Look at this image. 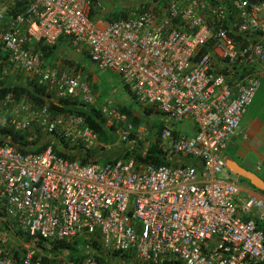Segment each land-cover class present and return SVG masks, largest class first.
Listing matches in <instances>:
<instances>
[{"label": "built area", "instance_id": "1", "mask_svg": "<svg viewBox=\"0 0 264 264\" xmlns=\"http://www.w3.org/2000/svg\"><path fill=\"white\" fill-rule=\"evenodd\" d=\"M93 6L0 0V82L20 71L41 76L54 101L98 107L116 144H134L131 118L99 105L89 82L37 47L67 38L72 51L168 117L157 138L168 160L82 164L53 144L22 153L0 141V264H101L97 256L107 264H264V198L237 203L241 179L223 155L264 79V0H140L115 21L94 19ZM189 121L193 137L173 128ZM37 125L72 146L104 147L82 116L54 114L0 87V128ZM73 245L81 261L72 259Z\"/></svg>", "mask_w": 264, "mask_h": 264}, {"label": "trees", "instance_id": "2", "mask_svg": "<svg viewBox=\"0 0 264 264\" xmlns=\"http://www.w3.org/2000/svg\"><path fill=\"white\" fill-rule=\"evenodd\" d=\"M106 1V2H105ZM117 0L116 2H118ZM107 0H94V6L91 10V16L94 19H107L109 21H115L119 19H125L130 15V11L125 7H110L109 10L105 9L107 5ZM110 6V4L108 5ZM111 9V10H110ZM38 49L43 53L45 58L49 60L57 61L59 56L63 53L72 51L70 47V40L67 38H60V40L51 46L43 45L41 43L37 44ZM86 53V52H85ZM68 62L70 60L68 59ZM77 70L74 71V74H77ZM3 76V74H0ZM24 77L22 75V71L17 74L16 77H13L10 80L7 78L4 81L0 82L1 94H5L8 91L13 92L17 98H30L34 100V103L37 106H47L54 114L62 113V114H76L82 116L85 120L86 125H88L91 129H93L99 135V140L104 147H98L94 150H89L81 144L72 146L70 145L62 132L57 130H51L47 128H42L35 126L31 130L27 132H22L17 130L16 128H0V141L5 143L7 140L12 144V146L19 152L27 153H41L44 149H46L50 144H53L55 148V152L68 160H80L82 164L87 162H99L100 158L103 155L107 154L105 151L107 149H118L113 150L115 157L113 159H108L107 162H112L119 158L125 159L135 155V158L143 163H152L155 165L164 164L165 161L168 160L166 156L162 153V151L158 147L159 140H157L156 145H153L148 149L146 155L141 153V150H128L123 149L120 145H116L118 140V134L116 128L107 129L106 127V119L102 115L101 110L96 106H88L80 99H71L66 98L60 101H54L50 94L46 93L47 85L43 83L41 76H36L34 78L28 77L23 80ZM49 87V86H48ZM126 90L133 98V100L139 105L143 106L136 95H134L129 87L125 86ZM118 108L124 113H126L131 121L139 127V120L133 114V109L131 107L121 105ZM156 112L154 108H146V115L150 116ZM157 114H162L159 111ZM154 127L158 129L159 132H162L165 128V125L162 123L160 126L154 123ZM133 139H136V136H132ZM158 138V135H157ZM105 148V146H111ZM258 228L264 231V222H258ZM82 242V241H79ZM74 244H77L74 243ZM62 246V245H61ZM60 247V246H58ZM58 251V248L55 247ZM54 249V250H55ZM72 252V259L77 261H81L83 256L81 257V252L76 248V245L70 247ZM97 259L100 260L101 264H107L106 260L100 256H97ZM167 264V263H163Z\"/></svg>", "mask_w": 264, "mask_h": 264}, {"label": "rangeland", "instance_id": "3", "mask_svg": "<svg viewBox=\"0 0 264 264\" xmlns=\"http://www.w3.org/2000/svg\"><path fill=\"white\" fill-rule=\"evenodd\" d=\"M107 0V5L105 6V11L106 9L109 10L110 7L117 6V7H125L129 11H131L134 7L139 5L140 0ZM106 2V1H105ZM110 4V6H108ZM113 5V6H112ZM111 10V9H110ZM80 54V55H79ZM45 58V57H44ZM48 59V58H45ZM68 59L70 62H68ZM51 63H53V60H50ZM58 64V67L60 70L66 69L67 71L76 72L79 74L82 80L89 82L92 86V89L94 91V94L98 97V104L99 105H108L110 104L113 107H119L121 105H125L128 107H131L133 109V114L138 118L139 122V127L137 126L138 133L136 134V142L134 144H121L123 149H128V150H141V153L144 155L147 154L148 149L152 147L153 145H156L157 142V135H158V129L154 127V123L160 126L162 123L165 125L169 122V119L166 115L163 114H157L158 110L155 107L154 110L156 112L153 113V115H146L145 109L148 106H139L133 98L130 96L128 91L125 89V85L123 84L120 76L115 74L112 71H107L104 72L103 74L100 75V78L103 82L101 86L98 83L97 86L94 84V70L91 67L90 60L88 59L85 54L81 51H69L63 52L58 60L56 61ZM97 74V73H96ZM23 75V74H22ZM24 77V75H23ZM110 79H112V84L111 86L106 85V82H109ZM25 80V77L24 79ZM260 99H257L254 105L252 106L251 110L254 112V114H259V107L264 104V80L262 82L261 88H260ZM99 94V95H98ZM255 106V107H254ZM151 108V107H148ZM259 109V110H258ZM250 110V112H251ZM133 142V141H131ZM120 145V143L116 144ZM125 147V148H124ZM117 150L118 149H113ZM112 149H107L105 151L107 154L103 155L102 158H100L99 163L103 164L108 161V159H113L112 157H115V154L113 153ZM119 154V151L117 152ZM132 157L135 158V155ZM221 179H224L223 176H220Z\"/></svg>", "mask_w": 264, "mask_h": 264}, {"label": "crops", "instance_id": "4", "mask_svg": "<svg viewBox=\"0 0 264 264\" xmlns=\"http://www.w3.org/2000/svg\"><path fill=\"white\" fill-rule=\"evenodd\" d=\"M90 64L95 73L93 82L95 86H97L98 83L100 84L99 86H101L103 82L100 75L107 71H99L95 65L91 62ZM105 84L108 86L113 85L112 79ZM260 94V91H258L252 105L242 119L238 133L230 139L223 155L226 162L229 160L235 161L243 169L255 173L264 183V104L259 107V114H254L251 110L256 100L261 98ZM262 100H264V98H262ZM173 128L176 129L177 133L185 134L189 137H193L196 133V128L192 121L180 125H173ZM240 179L241 190L237 197L238 204L242 203V200L248 196L255 195L264 198V190L255 188L251 182L245 178L240 177ZM261 187L264 189V184H261Z\"/></svg>", "mask_w": 264, "mask_h": 264}, {"label": "water", "instance_id": "5", "mask_svg": "<svg viewBox=\"0 0 264 264\" xmlns=\"http://www.w3.org/2000/svg\"><path fill=\"white\" fill-rule=\"evenodd\" d=\"M227 167L234 175L245 178L249 180L255 188L264 190L263 187H261V184H264L263 181L255 173L248 172L247 170L240 167L235 161L231 160L227 162Z\"/></svg>", "mask_w": 264, "mask_h": 264}, {"label": "clouds", "instance_id": "6", "mask_svg": "<svg viewBox=\"0 0 264 264\" xmlns=\"http://www.w3.org/2000/svg\"><path fill=\"white\" fill-rule=\"evenodd\" d=\"M168 124H169V123L165 124V127H168ZM232 174H233V173H232ZM235 176H237V175H235ZM239 177H240V176H239Z\"/></svg>", "mask_w": 264, "mask_h": 264}]
</instances>
